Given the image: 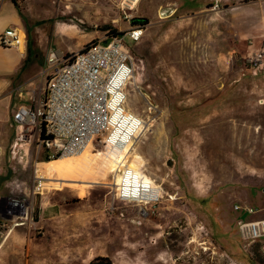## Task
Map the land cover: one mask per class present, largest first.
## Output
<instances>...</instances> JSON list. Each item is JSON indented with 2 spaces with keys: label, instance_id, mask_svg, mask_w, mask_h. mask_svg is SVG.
I'll return each instance as SVG.
<instances>
[{
  "label": "rangeland",
  "instance_id": "1",
  "mask_svg": "<svg viewBox=\"0 0 264 264\" xmlns=\"http://www.w3.org/2000/svg\"><path fill=\"white\" fill-rule=\"evenodd\" d=\"M28 2L49 31H69L60 42L70 50L146 20L137 44L124 37L139 62L126 108L145 118L148 96L163 114L127 164L163 192L157 215L143 218L106 186L116 161L87 152L45 162L34 143L14 156V128L0 125V264H264V242L247 245L236 228L264 218V60L250 68L257 52L238 39V12L215 15L210 0ZM7 198L29 207L24 225L5 214Z\"/></svg>",
  "mask_w": 264,
  "mask_h": 264
},
{
  "label": "built area",
  "instance_id": "2",
  "mask_svg": "<svg viewBox=\"0 0 264 264\" xmlns=\"http://www.w3.org/2000/svg\"><path fill=\"white\" fill-rule=\"evenodd\" d=\"M221 1L213 0L212 10H220ZM108 34L67 56L51 53L47 59L51 77L43 96L33 106L19 107L12 114L19 136L33 138L37 157L41 155L45 162L78 158L88 152L110 164L124 156L127 164L125 149L131 148L163 114L148 96H144L148 113L145 118L126 108V85L130 82L138 89L134 82L139 62L134 61L125 47L124 37L137 44L143 28L130 27L122 36L108 37ZM105 41L108 43L103 45ZM20 45V32L14 27L7 28L0 36L1 47ZM263 60L264 51H260L249 59L250 68L259 67ZM127 165L114 167L109 173L113 185L106 186L114 191L116 201L137 207L141 217L157 215L162 188ZM43 181L35 174L37 192L43 188ZM6 200L5 214L18 221L15 227L24 225L22 220L27 219L29 207L21 199ZM234 209L238 212L242 208L237 205ZM243 209L250 215L257 213L250 207ZM5 227L0 226V230ZM236 228L243 243L264 242V218L238 222Z\"/></svg>",
  "mask_w": 264,
  "mask_h": 264
},
{
  "label": "crops",
  "instance_id": "3",
  "mask_svg": "<svg viewBox=\"0 0 264 264\" xmlns=\"http://www.w3.org/2000/svg\"><path fill=\"white\" fill-rule=\"evenodd\" d=\"M230 2L232 1L222 0L220 10L232 9L238 12V39H250L251 46L246 45L248 51H264V0ZM209 4L212 13H220V10H212L213 0H210ZM30 9L28 0H18V6L12 0H0V36L7 28L14 27L18 29L21 37V45L18 48L0 46V125L14 128L13 134L17 138L14 156L22 150L24 157H27L28 152L24 150L22 143L35 144V141L33 138L19 136L18 127L12 121V114L19 107L33 106L43 96L51 77L47 62L51 53L67 56L84 47L78 50L65 48L60 39L66 37L69 31L61 29L52 33L45 26L47 20L38 21ZM254 198L261 199L258 195ZM15 231L14 233H17Z\"/></svg>",
  "mask_w": 264,
  "mask_h": 264
},
{
  "label": "bare ground",
  "instance_id": "4",
  "mask_svg": "<svg viewBox=\"0 0 264 264\" xmlns=\"http://www.w3.org/2000/svg\"><path fill=\"white\" fill-rule=\"evenodd\" d=\"M134 1L135 0H123V5H126L127 3H130V5H132V6H134V5H136L137 4V2L139 1V0H136V2L134 3ZM134 148H135V146H133L132 148H128V149H125V151L123 152V155H125V153L127 152L128 154H129V156H132L134 153H133V150H134ZM87 153V152H86ZM86 153H84V154H86ZM83 154V155H84ZM82 155V156H83ZM122 155V156H123ZM82 156H80V157H82ZM80 157H78V158H80ZM78 158H59V159H56V160H54V161H50V162H56V163H58L59 161H68V160H75V159H78ZM125 159V157L123 156V158H120V160H117L114 164H115V168H117V167H120V166H126L127 164L125 163V161L126 160H124ZM73 162H75V161H73ZM127 167H129L128 165H127ZM55 171H53V172H51V174L52 173H54ZM81 176V175H80ZM113 185V184H112ZM15 202V201H14ZM14 205V204H13ZM27 209V208H26ZM193 241V240H192ZM194 242V241H193Z\"/></svg>",
  "mask_w": 264,
  "mask_h": 264
},
{
  "label": "trees",
  "instance_id": "5",
  "mask_svg": "<svg viewBox=\"0 0 264 264\" xmlns=\"http://www.w3.org/2000/svg\"><path fill=\"white\" fill-rule=\"evenodd\" d=\"M12 2L18 6V0H12ZM146 24V20L144 19H135L133 21V25L134 26H138V27H141V28H144V25ZM109 34H108V37L112 36V35H116V34H119L120 36L123 35V33H118L116 30H113V29H109ZM157 105V104H156ZM158 106V105H157ZM159 107V106H158ZM252 193V192H250Z\"/></svg>",
  "mask_w": 264,
  "mask_h": 264
}]
</instances>
